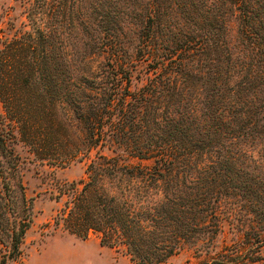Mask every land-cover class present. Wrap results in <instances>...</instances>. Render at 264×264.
Listing matches in <instances>:
<instances>
[{"label":"trees","instance_id":"trees-1","mask_svg":"<svg viewBox=\"0 0 264 264\" xmlns=\"http://www.w3.org/2000/svg\"><path fill=\"white\" fill-rule=\"evenodd\" d=\"M34 1L31 28L0 43V187L9 236L0 264L19 257L32 221L3 119L46 163L64 166L91 148L112 151L96 150L86 177L58 189L57 197L70 199L56 223L75 235L97 231L101 244L122 248L134 263L160 264L199 239L219 203L234 198L254 223L198 264H264V161L245 148L258 143L264 151V0H146L134 54L104 39L97 47L106 62L79 76L62 30L82 0ZM226 2L236 6L248 43L241 56L227 44ZM134 59L150 72L131 89ZM60 105L79 123V136L58 116Z\"/></svg>","mask_w":264,"mask_h":264},{"label":"rangeland","instance_id":"rangeland-1","mask_svg":"<svg viewBox=\"0 0 264 264\" xmlns=\"http://www.w3.org/2000/svg\"><path fill=\"white\" fill-rule=\"evenodd\" d=\"M146 0H82L80 10L66 19L68 26L63 27L62 37L64 48L73 65L76 76L87 74L90 70H99L106 62V54L97 47L104 39L121 41L123 53L133 55V45L138 42V22L144 9L141 5ZM34 0H0V43L25 29H30L27 13ZM75 10L77 6H74ZM227 27V44L234 56L247 52V41L239 33V14L236 6L226 2L222 7ZM109 13L103 17V13ZM51 20V19H50ZM108 20V21H107ZM176 25H180L179 18ZM147 63L134 59L131 70L130 88L139 87L150 72ZM149 71V72H148ZM2 109L0 103V110ZM60 119L70 124V131L79 136V123L67 117L68 109L57 107ZM5 130L9 129L7 142L18 159V173L25 197L31 200L32 221L26 229L19 245L18 258L7 259L4 264H136L122 248H115L99 241L97 231H89L85 238L70 232L62 219L56 223V215L62 213L65 200L70 196L65 193L57 197L59 187L67 186L72 180L86 177V166L99 150L112 154L106 147L91 148L88 155L75 158L61 166L46 163L38 159L19 135L17 125L8 119L2 120ZM245 148L257 159H263L264 151L261 144L248 143ZM126 161L136 162L130 158ZM151 163L152 160H142ZM116 182L115 179L112 181ZM2 177L0 175V185ZM4 195L0 187V255L8 251L9 236L5 233L7 226L3 213ZM234 198L222 200L212 218V224L205 227L199 239L186 244L177 252L172 253L160 264H198L210 254L239 239L243 231L254 223L253 214ZM245 203V202H244ZM12 218V217H11ZM18 218V217H16Z\"/></svg>","mask_w":264,"mask_h":264}]
</instances>
